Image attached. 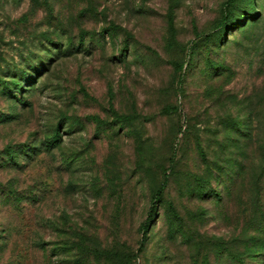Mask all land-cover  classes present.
<instances>
[{"label": "rangeland", "instance_id": "rangeland-1", "mask_svg": "<svg viewBox=\"0 0 264 264\" xmlns=\"http://www.w3.org/2000/svg\"><path fill=\"white\" fill-rule=\"evenodd\" d=\"M0 264H264V0H0Z\"/></svg>", "mask_w": 264, "mask_h": 264}, {"label": "trees", "instance_id": "trees-1", "mask_svg": "<svg viewBox=\"0 0 264 264\" xmlns=\"http://www.w3.org/2000/svg\"><path fill=\"white\" fill-rule=\"evenodd\" d=\"M161 190H162V187H160L159 189H158V191L155 193V195H154V203L157 201V200H160V198H161ZM153 209H151V211H152ZM142 228L145 230L146 229V224H143V226H142Z\"/></svg>", "mask_w": 264, "mask_h": 264}]
</instances>
